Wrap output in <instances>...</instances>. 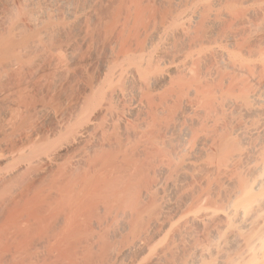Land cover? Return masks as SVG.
I'll return each instance as SVG.
<instances>
[{"label":"bare ground","instance_id":"1","mask_svg":"<svg viewBox=\"0 0 264 264\" xmlns=\"http://www.w3.org/2000/svg\"><path fill=\"white\" fill-rule=\"evenodd\" d=\"M0 264H264V0H0Z\"/></svg>","mask_w":264,"mask_h":264}]
</instances>
